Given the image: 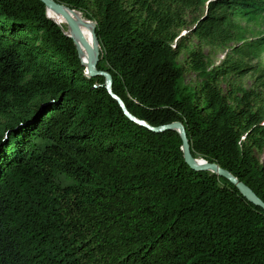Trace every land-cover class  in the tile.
Wrapping results in <instances>:
<instances>
[{
  "label": "trees",
  "instance_id": "trees-1",
  "mask_svg": "<svg viewBox=\"0 0 264 264\" xmlns=\"http://www.w3.org/2000/svg\"><path fill=\"white\" fill-rule=\"evenodd\" d=\"M54 1L95 21L97 70L132 116L181 122L198 163L264 202V67L252 64L264 46L247 39L242 15L210 2L196 20L193 36L228 52L213 65L192 51L202 82L187 93L184 13L206 0ZM66 32L74 37L41 0H0V264H264V210L193 170L177 132L131 121L105 78L85 75Z\"/></svg>",
  "mask_w": 264,
  "mask_h": 264
},
{
  "label": "rangeland",
  "instance_id": "rangeland-1",
  "mask_svg": "<svg viewBox=\"0 0 264 264\" xmlns=\"http://www.w3.org/2000/svg\"><path fill=\"white\" fill-rule=\"evenodd\" d=\"M210 2H216V5L218 7L228 8V10L242 15L240 23L247 30V39L259 41V43L264 46V0H206V4L203 6L185 10L184 18L186 21V26L181 29L180 34L181 37H183V41L185 42V48L182 50L181 55L178 59L179 65L185 68V76L184 80L180 84V92L186 91L187 93H190L191 91L198 90L199 85L202 82V79L198 77V75L194 71H192L187 64L188 56L192 51L202 49L203 52L207 55L209 62L213 65L222 63L228 52L227 48L217 46L210 47L201 44L192 34V30L196 27V20L203 17L207 13V8ZM78 13L81 14L84 18H87L91 22L95 23V21L92 20L91 17L86 15L83 11V14L80 12ZM233 45L235 44L232 43L230 46ZM252 64H258L261 67H264V54L262 55L260 60L254 61ZM242 83L246 89L252 88L255 84L254 75H248L242 80ZM257 157L260 162L264 164V151L263 153H257ZM33 209L38 208L34 206ZM9 220L10 222L15 221L17 223L16 228H21V222L24 219L21 220V217L18 214L12 213ZM26 248L29 253L32 252L33 248L38 251V248L35 247V243L34 247L33 243H27ZM23 252L26 253L27 251L23 250Z\"/></svg>",
  "mask_w": 264,
  "mask_h": 264
},
{
  "label": "water",
  "instance_id": "water-1",
  "mask_svg": "<svg viewBox=\"0 0 264 264\" xmlns=\"http://www.w3.org/2000/svg\"><path fill=\"white\" fill-rule=\"evenodd\" d=\"M41 1L45 4L47 9L48 8H54V9L60 11L64 15V17L66 18V20L69 23V25L72 27V29H74V31L76 33H79V29H78V26H77L76 22L71 17V15L67 12V9L70 8V7H68V6L64 5V4H60V3H58V2H56L54 0H41ZM93 24H94L93 37H94L95 41H97V43H98L96 32H95L96 24L95 23H93ZM66 35L68 37L72 38L67 32H66ZM82 43H83L84 47L86 48V50L88 51V53L90 54L91 53L90 44H88L85 41H82ZM75 44H76V42H75ZM77 51H78V48H77ZM98 60H99V52L97 54V58H96L95 63L93 64V63L90 62V63H88V65H86V67H85V75L87 77H89V78L90 77H94V76H103L105 78V84H106L107 91L118 102L119 106L121 107V109L123 110L125 115L131 121H133L134 123H136V124H138L140 126L148 128L149 130H151L154 133H164L166 131H175V132H177L180 135L181 140H182V152H183L184 161L193 170L198 171V172H211L212 174H215V175H217L219 177L227 179L230 183H232L241 192V194L249 202H251L255 206H258V207H260V208H262L264 210V202L251 189H249L243 182H241L238 178H236L234 175H232L228 171H226L223 168H221L218 164L210 163V162L206 161L204 158H203V160H204L203 164H196L194 162V156L192 155V148H191L190 140H189V138L187 136L186 128L184 127V125L181 122H173V123L168 124V125L152 127V126L148 125L145 121L139 120V119L135 118L134 116H132L129 113V111L127 110V108L124 105V103L122 102V100L119 97H117L115 94H113V92H112V77H111V75L108 72L98 71L97 70ZM82 65H83V63H82Z\"/></svg>",
  "mask_w": 264,
  "mask_h": 264
},
{
  "label": "bare ground",
  "instance_id": "bare-ground-1",
  "mask_svg": "<svg viewBox=\"0 0 264 264\" xmlns=\"http://www.w3.org/2000/svg\"><path fill=\"white\" fill-rule=\"evenodd\" d=\"M50 11H52L55 15H57L68 26L69 30L73 33L74 37H72V36L71 37L76 42V45L78 44L80 46V48L83 50V52L85 53V56H86L85 65L81 60L83 65L86 67V65H88V63H90V62L94 64L96 61V58H97V54H98V52L100 54V49H101L99 44L97 43V41H95V39L93 37L94 24L89 19L80 17L75 12L74 9L68 8L67 12L74 19V21L76 22L78 29H79V33H76L74 31V29H72V27L69 25L66 18L64 17V15L60 11H58L54 8H48L47 12H50ZM47 15H48V13H47ZM52 19L59 25L58 21L54 17H52ZM82 41H85L88 44H90V46H91V53L90 54L88 53V51L84 47ZM77 48H78V46H77ZM78 52H79V49H78ZM80 59H81V57H80ZM194 162L196 164H203L204 160H202L201 163H198L196 161V159H194Z\"/></svg>",
  "mask_w": 264,
  "mask_h": 264
}]
</instances>
